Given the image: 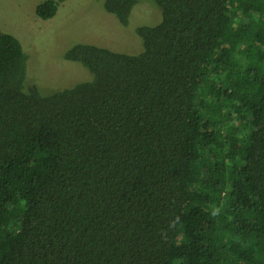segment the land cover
Wrapping results in <instances>:
<instances>
[{
  "label": "trees",
  "instance_id": "trees-1",
  "mask_svg": "<svg viewBox=\"0 0 264 264\" xmlns=\"http://www.w3.org/2000/svg\"><path fill=\"white\" fill-rule=\"evenodd\" d=\"M153 3L138 53L75 43L90 79L51 94L0 30V264H264V0Z\"/></svg>",
  "mask_w": 264,
  "mask_h": 264
},
{
  "label": "rangeland",
  "instance_id": "rangeland-1",
  "mask_svg": "<svg viewBox=\"0 0 264 264\" xmlns=\"http://www.w3.org/2000/svg\"><path fill=\"white\" fill-rule=\"evenodd\" d=\"M41 1L0 0V30L19 40L27 55L25 83L34 84L41 94L90 79L85 66L64 57L73 44L89 43L136 54L141 39L135 27L160 20L153 0H136L126 24L105 10L104 0H59L54 16L45 19L35 12Z\"/></svg>",
  "mask_w": 264,
  "mask_h": 264
}]
</instances>
